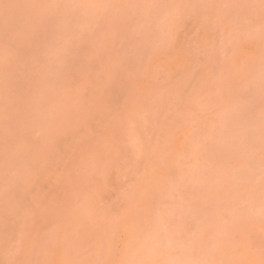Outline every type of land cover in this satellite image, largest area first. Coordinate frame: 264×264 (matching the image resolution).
I'll return each instance as SVG.
<instances>
[{"label": "rangeland", "instance_id": "1", "mask_svg": "<svg viewBox=\"0 0 264 264\" xmlns=\"http://www.w3.org/2000/svg\"><path fill=\"white\" fill-rule=\"evenodd\" d=\"M0 264H264V0H0Z\"/></svg>", "mask_w": 264, "mask_h": 264}]
</instances>
